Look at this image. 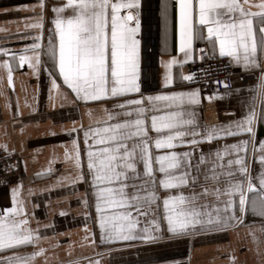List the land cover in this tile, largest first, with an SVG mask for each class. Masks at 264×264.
Returning a JSON list of instances; mask_svg holds the SVG:
<instances>
[{"label":"snow or ice","instance_id":"obj_1","mask_svg":"<svg viewBox=\"0 0 264 264\" xmlns=\"http://www.w3.org/2000/svg\"><path fill=\"white\" fill-rule=\"evenodd\" d=\"M141 9L142 0H34L15 9L29 14L19 17L23 31L13 35L30 43L21 52L0 45V54L18 59L19 67L27 64L37 80L41 71L46 73L53 110L58 102L64 107L70 95L77 106H103L104 117L87 127L75 120L70 129L61 125V131L73 138L70 143L62 142V154L54 145L48 166L34 176L54 177L43 188L49 194L60 189L77 191L79 184H87L78 203L89 208L91 189L98 235L85 224L84 239L109 256L130 247L159 248L226 231L242 224L249 213L264 219V137L257 136L264 126V0H161L159 14L165 29L170 10L174 15L179 55L162 62V84L153 92L145 83L146 76L142 78ZM46 22L50 25L47 37ZM198 43L204 46L197 47ZM208 59L226 60V74L229 67H239L255 83L233 86L227 79L209 81L208 69L183 72L188 62ZM0 66L7 70L8 84L14 87L9 59ZM174 67L179 68L178 76ZM200 74L205 86L211 82L217 89L207 93L199 86L185 87L199 84ZM234 98L239 111L225 109L223 114L229 120L216 124L201 120L198 109L204 99ZM38 103L37 90L31 103L26 100L30 115L38 111ZM6 107L11 110V103ZM93 111L89 108L87 115L91 117ZM21 116L17 101L13 124L19 123L23 137L26 126ZM45 135L56 136L55 128L47 129ZM20 144L15 161L16 150L6 142L0 145V159L5 161L0 171H16L21 162L27 171L24 139ZM205 144L207 149L202 147ZM56 163L70 167L60 172ZM251 163L259 165L255 174ZM23 191V181L18 178L11 187V206L0 209V264H35L47 251L40 244L49 237L41 229L55 226L38 219L31 226L35 212L28 208L30 200L20 199ZM35 194V190H27V197ZM39 206L32 203V209ZM59 215L68 212L61 209ZM83 215L93 218L88 210ZM258 230L264 234V223ZM250 231L259 246L262 241L256 229ZM27 247L33 251H18ZM96 255L100 258H84L87 264H102L101 253ZM157 261L165 264L162 258Z\"/></svg>","mask_w":264,"mask_h":264},{"label":"crops","instance_id":"obj_2","mask_svg":"<svg viewBox=\"0 0 264 264\" xmlns=\"http://www.w3.org/2000/svg\"><path fill=\"white\" fill-rule=\"evenodd\" d=\"M34 0H0V28L7 31H0V45L9 48L12 51L21 52L23 45L30 43V40L18 39L15 35L23 31V22L19 17L28 15L26 11H16V7L20 4L33 3ZM49 3H60L61 0H48ZM161 0H142L141 9V29L138 38L141 40V68L142 78L146 76L145 83L149 86V91L159 90L164 74L163 61H167L171 55H179L176 52L177 36L175 29L174 15L170 10L167 28L165 29L164 21L159 14V4ZM171 2V0H170ZM8 9L7 12L3 11ZM253 11H256L253 8ZM51 16V12L46 13ZM50 25L45 23V37H47V29ZM165 33L167 36V51H165ZM197 44V47H203ZM9 59L13 68V85H9L7 81V70L0 66V145L5 142L9 148H14L19 154L21 144L20 140L24 139L26 151L23 160L27 161V171L24 170L21 162L23 176L24 191L20 195V199L27 198L31 202L28 208L35 212V219L32 220L31 226H36L38 219L41 224L54 222V228L41 229V232L49 237L47 240L41 241L40 246L47 251L44 256L37 257L35 264H87V259H98L96 253L103 256L102 264H158L157 258H162L165 264H264V234L260 233L258 228L264 219L253 216L249 213L242 224L235 227H229L226 231L217 232L208 235H198L187 239H181L169 243L159 248L148 247H130L122 251H112L111 255L101 248H92L84 239L86 236L84 225L96 231L98 235L97 225L94 222L95 211L91 207L93 203L92 190L88 189L89 208L85 209L78 198L86 188V183L77 186V191L70 192L66 189L55 190L53 192H43L45 185L50 184L54 177L36 178L34 174L41 172L48 166L51 159L53 146L56 151L63 153L64 144L70 143L72 136L61 131V125L64 128H72V121L77 124L82 123L87 127L90 123L104 117L101 110L102 105L98 104H73L71 95L64 107L58 106L52 109L48 101L49 82L44 71H41L39 80L33 74L27 64L24 67L18 66L17 61H12L10 57L0 54V65L2 61ZM43 59H47L44 57ZM188 62L184 65L183 72L188 73ZM237 74L232 76L233 86L246 85L251 86L255 80L250 76L247 79H241L239 67H234ZM174 75L178 76L179 68L174 67ZM197 84H185V87H197ZM38 90V111L29 114L30 109L26 105V100L31 103ZM54 91V90H53ZM223 92V91H221ZM22 113L20 119L24 121L26 126L23 137L19 133V123L13 124L14 112L17 108ZM11 103V110L6 107L7 103ZM93 109L90 117L87 115L88 109ZM235 108L239 111V105L236 99L230 101H214L210 102L204 99L199 106V114L201 120L207 124H216L220 121H227L229 116L224 115L225 109ZM55 120V125H53ZM38 124V127H37ZM50 127H54L56 136L45 135ZM257 136L264 137V126L259 127ZM81 147L83 148V133H79ZM216 143H220L217 141ZM205 149L208 145H202ZM42 149V151H41ZM55 168L60 172L69 168V165L56 163ZM250 167L255 174L259 165L251 163ZM18 183L13 181L0 190V209L11 206V187ZM31 188L36 191L32 197H27V190ZM163 195V193H161ZM66 197V198H65ZM46 201H51L50 205H46ZM32 203L39 204L38 208L32 209ZM64 209L68 215L61 216L59 211ZM91 211L93 218H86L84 211ZM250 229H256V236L260 237L262 243L257 246L253 239ZM58 245V246H56ZM21 253H30L32 247L18 249ZM235 257V261L231 259Z\"/></svg>","mask_w":264,"mask_h":264},{"label":"built area","instance_id":"obj_3","mask_svg":"<svg viewBox=\"0 0 264 264\" xmlns=\"http://www.w3.org/2000/svg\"><path fill=\"white\" fill-rule=\"evenodd\" d=\"M226 63V60H213V59H208L204 61L197 60L195 63H190L188 65V72L191 71H197L199 69H208L209 70V76L207 77L209 81L215 80V79H220V80H225L227 79L228 83L232 85L231 78L237 72L235 71L234 67H229L227 69V74L226 70L224 68V64ZM239 76H243V79H247L249 77L248 74L242 73L241 71L238 73ZM201 80L200 83L197 84L199 87H201L205 92L211 93L213 90L217 89V85L209 82L206 86L203 83V75L200 74ZM219 91H224L223 86L219 87ZM3 156V152L0 151V157ZM12 159L15 161L18 159V153L16 151V155H13ZM5 163L4 160L0 159V165ZM23 176V171H22V166L16 171L9 172L5 174L3 171H0V190L3 189L6 185L13 181H17L18 178L21 179ZM7 180L8 183H4V181Z\"/></svg>","mask_w":264,"mask_h":264}]
</instances>
